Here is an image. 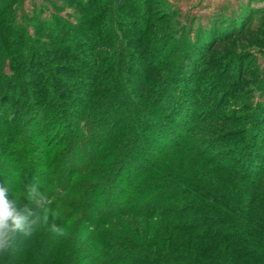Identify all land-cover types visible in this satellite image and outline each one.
Here are the masks:
<instances>
[{
  "label": "trees",
  "instance_id": "obj_1",
  "mask_svg": "<svg viewBox=\"0 0 264 264\" xmlns=\"http://www.w3.org/2000/svg\"><path fill=\"white\" fill-rule=\"evenodd\" d=\"M69 5L75 25L37 6L34 35L0 38V158L40 156L0 182L26 193L37 170L55 201L30 205L45 219L0 264H264V103L246 104L244 69L209 60L222 40L196 57L164 34L150 0Z\"/></svg>",
  "mask_w": 264,
  "mask_h": 264
},
{
  "label": "rangeland",
  "instance_id": "obj_2",
  "mask_svg": "<svg viewBox=\"0 0 264 264\" xmlns=\"http://www.w3.org/2000/svg\"><path fill=\"white\" fill-rule=\"evenodd\" d=\"M13 1L15 3L12 7L14 17H0L1 39L9 40L13 38L14 40H18V37H15V35L11 36L13 30L19 32L23 30L22 28L27 26V24L29 26V32L34 35L35 29L33 28V23H29L28 21L35 16L34 10H37V6L47 10V16L53 13V15L58 16L60 20L66 23L69 22L73 25L78 23L76 21L77 19L83 18L80 10L69 5L70 0H0L1 13L2 11L4 13L6 9L9 10ZM150 2V6L145 5V12L148 9L153 11H151V13L146 12L145 18H148L149 15H151L149 17L153 18L158 17L159 21L162 20V22L166 23L164 34H178L176 38L181 43H186L188 40L192 42V49H196V51L201 50L200 53L192 51V53L196 54V57H199L200 54H205L208 51L206 48L210 43H212L210 45L212 46L215 42L222 40L221 46L215 50L213 57L209 60L213 63H215V61L218 62L222 70H225L227 66L233 62V69L229 72V76H233L240 69H244L247 83L244 91L248 93L247 98H249L245 101L246 104H250L248 107L255 111V105L264 103V88L257 83L254 84V81L264 79V0H150ZM54 3L60 6L61 11L55 9L52 5ZM35 7L36 9H34ZM123 13L125 14V10ZM133 20L141 22V17H135ZM151 26H159V23H154ZM8 29H11L12 32ZM204 36L206 37L204 38ZM203 60L200 61L205 64V56ZM218 70H216L217 72L215 70L211 71L212 73L218 74ZM208 72L209 71H207V73ZM205 78L206 77H203L200 85L201 90L205 88L203 90L208 91V95L209 90H211L217 82L209 84ZM249 82L250 84H248ZM205 98L207 97L205 96ZM151 112L152 114L154 113L153 109H151ZM245 114L253 113L248 111ZM23 127L26 128L30 135L32 130L28 128L27 125ZM152 134L154 138L156 135L153 132ZM38 158L40 159L39 155L29 156V154H26L24 162L14 161L17 168L16 170L13 167L6 166V158L3 156L0 158V167L6 171L5 175L10 176L14 175L17 171L21 172L22 169L31 168L32 164L26 161L31 160V162H34L37 161ZM140 163H142V161H140ZM126 168L128 169V167ZM29 171L27 174H22V185H29L33 182L39 183L38 177L35 178V172L37 170L31 173ZM33 176L34 178H32ZM121 178H126V175ZM1 181L6 183V181ZM15 183L16 182L11 181L10 185L12 189ZM13 193L14 195L19 193L21 196L26 194L24 192L15 191L14 189ZM21 202L26 204L27 200L22 199ZM54 202L55 201L51 198L46 199L44 197L43 200L39 201V205L54 207ZM132 222H134V220ZM138 222H141L142 230L145 232L146 221ZM80 228L84 229L83 226Z\"/></svg>",
  "mask_w": 264,
  "mask_h": 264
},
{
  "label": "clouds",
  "instance_id": "obj_3",
  "mask_svg": "<svg viewBox=\"0 0 264 264\" xmlns=\"http://www.w3.org/2000/svg\"><path fill=\"white\" fill-rule=\"evenodd\" d=\"M22 199L28 203H22ZM43 199L38 184L30 183L26 194L21 196L19 193L14 195L10 184L0 182V253H7L12 248L18 233L31 235L36 230L33 226L45 219L30 206L35 205L37 209ZM52 228L56 230V225L53 224Z\"/></svg>",
  "mask_w": 264,
  "mask_h": 264
}]
</instances>
